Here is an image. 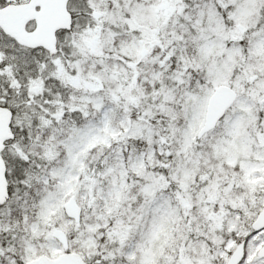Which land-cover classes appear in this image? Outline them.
Segmentation results:
<instances>
[{
  "label": "snow or ice",
  "instance_id": "6c2138e0",
  "mask_svg": "<svg viewBox=\"0 0 264 264\" xmlns=\"http://www.w3.org/2000/svg\"><path fill=\"white\" fill-rule=\"evenodd\" d=\"M0 264H264V0H0Z\"/></svg>",
  "mask_w": 264,
  "mask_h": 264
}]
</instances>
